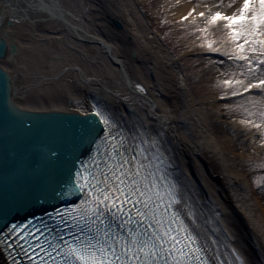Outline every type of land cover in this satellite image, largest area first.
Returning a JSON list of instances; mask_svg holds the SVG:
<instances>
[{
	"label": "bare ground",
	"instance_id": "bare-ground-1",
	"mask_svg": "<svg viewBox=\"0 0 264 264\" xmlns=\"http://www.w3.org/2000/svg\"><path fill=\"white\" fill-rule=\"evenodd\" d=\"M5 1L0 0V10L10 13L13 5ZM89 5L100 13L102 25ZM22 6L14 17L8 14L11 23L5 16L0 28L10 48L0 55L1 67L26 78L24 94L14 93L12 98L34 109L95 114V106L110 114L119 124L114 130H122L125 136L122 124H127L133 136H158L174 163L171 171L187 202L207 235L217 241L212 253L229 260L235 247L248 264H264V194L261 188L249 194L248 176L255 173L253 165L236 161L249 160L251 151H256L261 155L258 166L264 165V128L249 123L242 129L237 121L223 118L220 111L209 116L186 80L178 57L130 0H119V4L112 0H31ZM192 7L191 2L184 4L179 16ZM97 101L102 107L96 106ZM231 142L237 151L228 149ZM173 143L186 157L199 186L173 159ZM202 167L203 173L199 171ZM222 205L231 212L232 229L240 244L220 219ZM9 224L5 222L2 228ZM7 261L0 249V264H9Z\"/></svg>",
	"mask_w": 264,
	"mask_h": 264
},
{
	"label": "snow or ice",
	"instance_id": "snow-or-ice-1",
	"mask_svg": "<svg viewBox=\"0 0 264 264\" xmlns=\"http://www.w3.org/2000/svg\"><path fill=\"white\" fill-rule=\"evenodd\" d=\"M219 22L224 23L233 45L232 52L225 55L243 61L252 76L245 83L232 74L222 81L223 86L232 89L233 96L242 95L241 89H260L264 93V0H243L232 15L216 11L207 17L208 24ZM213 45L209 41L208 49L219 52ZM94 112L104 125V135L88 133L92 135L88 141L91 154L87 160L78 161L79 167L74 165V172L69 170L67 181L56 193H79V202L54 211L63 227L47 229L52 233L51 243L45 239L47 247L41 249L47 260L34 253L39 264H225L218 255H209L217 241L199 223L181 185L170 179L167 168L172 165L164 166L157 140L143 134L130 138L122 130L114 133L117 125L112 116L95 106ZM243 123L264 127L253 121ZM19 231L18 225L8 227L7 236L0 233L5 237L0 244H6ZM34 247L40 248V244ZM19 255H24L29 264H36L23 249ZM8 258L12 264H21L11 254ZM236 260L244 264L238 255Z\"/></svg>",
	"mask_w": 264,
	"mask_h": 264
},
{
	"label": "water",
	"instance_id": "water-1",
	"mask_svg": "<svg viewBox=\"0 0 264 264\" xmlns=\"http://www.w3.org/2000/svg\"><path fill=\"white\" fill-rule=\"evenodd\" d=\"M29 1L16 0L14 5L13 0H6L13 7L7 8L10 13L0 10V28L5 24V16L11 23L8 14L14 17L24 9L22 3ZM9 49L6 38L0 34V55L3 57ZM25 82V77L0 65V230L17 216L75 197L77 193H56L67 181L69 170L73 172L74 165L89 149L92 135L101 132L100 120L91 112L19 105L12 95L24 94Z\"/></svg>",
	"mask_w": 264,
	"mask_h": 264
},
{
	"label": "rangeland",
	"instance_id": "rangeland-1",
	"mask_svg": "<svg viewBox=\"0 0 264 264\" xmlns=\"http://www.w3.org/2000/svg\"><path fill=\"white\" fill-rule=\"evenodd\" d=\"M125 1L127 2V0ZM130 1L135 3V9L137 8L141 11L144 15V20L151 25L152 29L159 34L161 40L178 57V64L186 80L198 98L203 101V108L209 116L213 117L216 111H220L223 118L237 121V126L242 129L247 128L249 124L243 123V121L261 122L264 125V115H262V112H264V93H261L260 89H252L249 92H244L241 89L242 95L233 96L231 94L232 89L223 86L222 81L231 78L232 74H235L238 79L245 80V83L248 80H252V76L247 73L243 61L232 60L225 55V52H232L233 45L228 37V30L224 27V23L219 22L215 25L207 23V17L216 11H221L226 15L234 14L242 6L243 0ZM112 2L119 4V0H112ZM189 2H191L193 7L182 16H179V9ZM216 5H219V7H216ZM90 8L93 10L96 7L89 5ZM201 12L204 13V16L199 15ZM123 13L124 17H127L125 11ZM99 14L93 10V15L99 24L102 25L103 21L98 17ZM105 18L107 19L108 16ZM203 29H207V31H203ZM125 37V40H127V36ZM209 41H213V46L219 48L220 51H210L207 47ZM121 42L124 41L121 39ZM249 55L255 56L256 54L249 53ZM220 61H223V63H220ZM47 65L46 63L45 66ZM241 72H244L245 75H240ZM253 82L256 81L253 80ZM86 102L89 101L86 100ZM262 140L264 141V137ZM170 148L175 162L183 168L191 181L196 186H199L200 182L190 170L186 157L178 151L174 143ZM228 149H232L235 152L237 147L231 142L228 144ZM249 156L251 159L245 161L240 160V158L236 159L237 163L253 165L255 173L252 175L253 172H250L248 176V183L253 188L252 190L251 186H249V194L252 196L254 192L258 193L260 188L264 194V186H261L264 183V165L258 166L257 164V159L261 155L256 151H251ZM199 171L203 173L204 168H199ZM204 183L207 190L212 191L215 195L213 188L207 185L206 181ZM215 196L218 200L217 195ZM255 205L259 208L257 202H255ZM221 207L223 208L222 213H220L222 223L230 229L228 232H230L235 241L240 240L232 229L230 210L223 205ZM238 243L240 244L241 242L238 241ZM236 245L238 246V244ZM245 260L248 264L247 258Z\"/></svg>",
	"mask_w": 264,
	"mask_h": 264
}]
</instances>
